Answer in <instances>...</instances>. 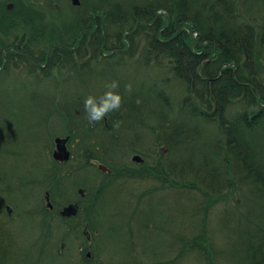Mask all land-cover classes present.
Masks as SVG:
<instances>
[{"label":"trees","instance_id":"obj_1","mask_svg":"<svg viewBox=\"0 0 264 264\" xmlns=\"http://www.w3.org/2000/svg\"><path fill=\"white\" fill-rule=\"evenodd\" d=\"M85 6L117 26L114 33L118 45L126 44L120 33L133 30L141 22L138 29L128 35L132 55L140 54L147 58V65L154 63L165 71L171 70L186 82L194 93V100L189 107L183 101L180 117L183 115L204 123L202 129L197 121L194 133L181 128L180 132L162 134L149 125L153 110L148 109L147 118L142 121L155 135L154 143L159 146L158 158L132 167L130 171L126 167L124 169L127 181L142 182L145 186L137 197V205L145 200L151 206L145 216L146 223L157 227V221L152 217L155 203L161 205V215L164 212L182 215L188 212L199 232L197 237L181 238L184 244L180 256L196 252L208 263L215 264L209 262L211 242L206 227L210 213L221 203L235 202L233 208L242 216L247 205L244 192L248 187L255 186V229H249L240 236L236 249L241 264H259L255 259L264 251L261 241L264 238V109L254 118L248 114L250 108H260L264 103V19L261 22L255 19L257 14L264 18V6L263 10L255 11L254 16L250 14V5L242 4L240 0H98ZM235 21L239 22V28ZM161 29L157 38L156 32ZM247 44L250 47L248 50ZM207 50L216 53L219 61L216 62V70L203 68L199 74L197 68ZM196 52L203 53L197 55ZM160 57L163 60H159ZM151 59L155 61L149 62ZM227 63H234L237 70L229 65L223 77L213 82L211 87L201 79L203 74L217 76L219 66ZM133 104L128 102L126 106ZM234 105L237 107L235 112L226 110ZM54 112L61 111L50 108L48 116ZM71 114L74 113H70L66 121V133L71 134L73 139L87 140L90 128L83 126V132H77L76 129L81 128L74 126ZM110 117L125 127L123 131L127 133L122 138L116 135L111 140L112 145L122 147L126 142H132L133 126L139 118L133 112L121 111L113 112ZM208 122L227 129L224 131L225 142L222 136L212 138L207 135ZM102 144L99 142L100 147ZM163 146H167L169 154L163 153ZM93 149L92 145L85 146L84 150L89 151L85 153L86 165L94 157L91 155ZM180 150L184 156L175 159V153ZM167 158L169 168L162 162ZM74 160L78 161L79 157ZM67 173H71L69 169ZM53 180L58 182L59 179L53 177ZM178 189L185 191L186 197L169 202V194L171 196ZM54 202L57 205L62 203ZM91 208H87L86 212ZM85 216H89L88 213ZM53 252L59 255L58 251ZM148 259L142 257L132 264H160Z\"/></svg>","mask_w":264,"mask_h":264},{"label":"rangeland","instance_id":"obj_2","mask_svg":"<svg viewBox=\"0 0 264 264\" xmlns=\"http://www.w3.org/2000/svg\"><path fill=\"white\" fill-rule=\"evenodd\" d=\"M242 4L250 5L251 10H263L264 0H240ZM69 3L65 2V7H68ZM69 13V9H66ZM261 14L255 15L258 22H261ZM142 72L140 81L151 82V78L154 75L152 71L147 67H129L125 70H120L117 65L111 67L112 72L118 76V80L123 84L126 82L124 76L119 75L120 73L126 75L133 71ZM53 73V72H51ZM147 73V77L145 74ZM161 75V72H159ZM155 74V75H159ZM58 75V74H54ZM58 80V77H54ZM115 79V78H113ZM106 80L101 79L100 84H103ZM117 81V80H114ZM174 85L178 84L177 80H170ZM67 84L75 85L74 82L67 79ZM53 84V83H52ZM101 85L92 87V92L95 93L99 90ZM51 88L47 90L50 91ZM67 89H71L67 87ZM135 88L133 87V90ZM0 92V173H7L12 166L20 164L22 166H30L33 155L35 153L40 154L42 151V145L45 140L48 141L49 136L55 131L58 132L62 129V124L57 120V112L50 114L48 117V111L46 105L50 103L49 100L44 98L43 94H37L31 96L30 94H21L19 97H15L13 94L2 90ZM132 90V91H133ZM148 90V86H147ZM167 90L171 91L175 95V103L177 102V96L183 92L180 86H176L175 90L167 87ZM54 92V93H53ZM52 96H56L57 100L62 104L63 97L61 91H52ZM64 100L67 101L68 94H63ZM69 100L84 102V97L79 93L74 96L69 95ZM147 100L150 99L148 94H145ZM179 104V102H178ZM18 106V113L16 114L14 109ZM145 109L155 110L161 114V119L168 120L169 123L175 120L176 114L178 115L179 110L175 107L169 112L163 107H156L149 104H144ZM74 114H77L74 111ZM183 117V115L181 116ZM180 117V118H181ZM179 119V118H178ZM198 121V120H197ZM192 123L195 126L196 122ZM81 123V119L79 118ZM67 124V123H66ZM149 125L158 126L162 130V126L157 123L156 120H149ZM209 130L213 133L217 132V128L213 125L209 126ZM66 132V128H63L61 132ZM148 135L145 136V142H140L138 154L141 156L147 155L148 161L153 162L158 158L157 151L159 146L156 145ZM33 142L35 146H33ZM54 148V147H53ZM142 152V153H141ZM137 153V152H135ZM188 154V153H187ZM134 153L130 152L125 158L127 163H130ZM183 157L182 150L177 152L178 157ZM51 157V154L48 156ZM116 156L110 155L109 158L114 159ZM78 163V162H77ZM168 168L170 167L166 164ZM177 172V169L174 170ZM1 174V178L4 176ZM97 174L92 171H85L84 166L80 165L77 175L70 180L67 178L66 183L58 182L53 180L54 175L46 177L45 175H38L32 179L30 187L31 194L37 198L36 202L40 205V194L43 199V194L47 186H51L55 192L58 200L68 202H75L80 200V204H88V201L92 200L96 194L101 195L95 205L88 210V217L90 225L96 231V238L94 241V248L100 253L99 255L104 259L102 264H132L138 261L142 257H149L148 261L159 262L160 264H210L203 259L196 252H190V254H183L180 256V251L183 249V239H190L193 236L197 237L198 232L194 227V223L190 217V214H169L164 212L161 215V205L155 203L153 208V218L156 219L157 227H151L146 223V215L149 214V203L145 200L141 201L139 205L138 195L144 190L145 186L142 185H126L117 183L110 188L99 184L101 182L95 178ZM16 178V177H14ZM12 178L0 179V182H5ZM77 180H80L77 182ZM98 180L99 183H93ZM72 183L74 184L72 186ZM45 186L42 187V185ZM139 186H141L139 188ZM17 187L12 186L11 188ZM78 188L84 190V196H80ZM44 189V190H43ZM43 191V192H42ZM29 192V194H30ZM169 194V202H177L176 198L185 196V191L181 192L179 189ZM28 194V196H29ZM179 195V196H178ZM246 196L247 205L243 211V215L238 214V210H235L230 204L228 206H215L210 213L207 234L211 242L210 245V258L209 262L215 264H241L239 261V254L237 252V242L242 234L247 233L249 229H255V186L248 187L244 192ZM27 196V197H28ZM24 197H22L23 200ZM188 199V195H187ZM173 212V211H172ZM26 225L20 226V228H31L28 240L24 243L20 242L19 252L22 256L28 253L27 246L30 247L35 253L46 250L50 257L49 263L53 264L59 260L53 252V245L58 239H53L52 235L44 238L40 232V227L43 220L38 218L37 211L35 214L25 216ZM61 226L59 218L55 217L52 220ZM75 221L72 223L74 224ZM56 231L55 235L60 234V230ZM55 232V231H53ZM52 232V233H53ZM175 233V237H173ZM28 234L25 235L27 237ZM62 236V235H61ZM264 244V238L261 239ZM85 243V244H84ZM66 253L69 256H75L78 251V247L82 249L83 246H90L91 243L88 241L84 242V236L79 233L76 244L74 237H70V240L66 243ZM77 247V249H76ZM56 256H55V255ZM81 260L77 259L79 263ZM259 264H264V251L255 259ZM59 264H61L59 262Z\"/></svg>","mask_w":264,"mask_h":264},{"label":"flooded vegetation","instance_id":"obj_3","mask_svg":"<svg viewBox=\"0 0 264 264\" xmlns=\"http://www.w3.org/2000/svg\"><path fill=\"white\" fill-rule=\"evenodd\" d=\"M58 0H0V79L5 73L14 75L17 67L20 68L19 75L23 78L38 77L45 78L49 75L51 67L62 60L59 53L51 55L52 44L65 47L75 43L76 49L82 51L80 43L85 33L96 35L99 23H93L91 30L75 32V25L67 22L62 27H57L52 21V15H62L63 8L57 3ZM73 10V9H72ZM76 15L73 11L72 16ZM79 15V13L77 14ZM74 18V17H73ZM72 18V19H73ZM93 19H96L94 17ZM97 19H100L97 17ZM81 27L79 24L76 25ZM53 36L58 42L53 41ZM94 37L92 41L94 42ZM87 42V41H86ZM104 52H106L104 50ZM112 51L103 55L93 54L91 61L112 60ZM19 65V66H18ZM105 124L107 121L105 119ZM97 128L94 126L93 131ZM112 131V130H111ZM16 177V178H14ZM3 178H12L3 182L0 199V264H41V257L36 259L30 247L28 253L22 256L19 253V221H25V216L34 215L37 211L38 218L44 219L46 227L43 235L47 236L51 226V215L42 211L46 209L45 200L41 208L31 198L30 187L31 172H22L18 165L12 166ZM2 178V179H3ZM17 186L11 188L12 186ZM48 190L45 191V193ZM29 194V196H28ZM28 196L30 208H20V199ZM32 213V214H29ZM15 255V257L13 256ZM49 253L44 256V264L49 261Z\"/></svg>","mask_w":264,"mask_h":264},{"label":"clouds","instance_id":"obj_4","mask_svg":"<svg viewBox=\"0 0 264 264\" xmlns=\"http://www.w3.org/2000/svg\"><path fill=\"white\" fill-rule=\"evenodd\" d=\"M107 91L103 95L87 96L83 102V111L86 113V118L89 123L95 124L105 119L110 113L118 111L123 104V96L118 91L120 85L118 81H112L106 85ZM124 91L131 93L132 86L127 84L124 86ZM119 127V124H115Z\"/></svg>","mask_w":264,"mask_h":264},{"label":"water","instance_id":"obj_5","mask_svg":"<svg viewBox=\"0 0 264 264\" xmlns=\"http://www.w3.org/2000/svg\"><path fill=\"white\" fill-rule=\"evenodd\" d=\"M74 3H78L79 0H73ZM68 141V138H56V143H57V148L54 152V157L56 159H59V160H68L70 158V152L68 151L67 149V146H66V143ZM134 159H137V160H140L141 158L139 156H135ZM101 167L105 170H109L107 169V167L101 165ZM46 200H47V204L49 206H52L51 203H50V200H49V194L47 193L46 194ZM77 213V208H75L74 206L70 205L68 207H66L63 211H62V214L64 215H73V214H76Z\"/></svg>","mask_w":264,"mask_h":264},{"label":"bare ground","instance_id":"obj_6","mask_svg":"<svg viewBox=\"0 0 264 264\" xmlns=\"http://www.w3.org/2000/svg\"><path fill=\"white\" fill-rule=\"evenodd\" d=\"M206 13H208V11H206ZM261 19L263 20L264 18H261ZM235 25L239 28V22H238V21H235ZM161 31H162V29L159 30L158 32H156V37H157V38H159ZM105 47L107 48L108 46H105ZM249 48H250V47H249L248 44H247L246 50H248ZM196 53H197V55H199L198 52H196ZM54 74H55V72L53 71V73H51L50 75L46 76V77H45L46 80H47V81H52V80L54 79V77H55ZM72 120H73V124H74V126L80 124V122H79V117H78L77 115H75V116L72 118ZM81 122H82V120H81ZM43 186H45V184H43L42 187H43Z\"/></svg>","mask_w":264,"mask_h":264}]
</instances>
